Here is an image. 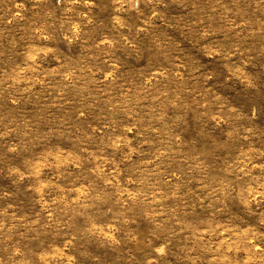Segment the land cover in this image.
I'll return each mask as SVG.
<instances>
[{
	"label": "rangeland",
	"instance_id": "obj_1",
	"mask_svg": "<svg viewBox=\"0 0 264 264\" xmlns=\"http://www.w3.org/2000/svg\"><path fill=\"white\" fill-rule=\"evenodd\" d=\"M0 264H264V0H0Z\"/></svg>",
	"mask_w": 264,
	"mask_h": 264
}]
</instances>
